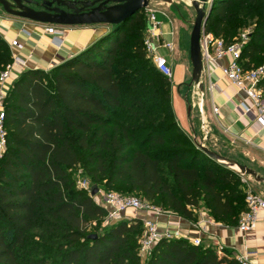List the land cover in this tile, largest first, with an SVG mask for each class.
<instances>
[{
	"label": "trees",
	"instance_id": "trees-1",
	"mask_svg": "<svg viewBox=\"0 0 264 264\" xmlns=\"http://www.w3.org/2000/svg\"><path fill=\"white\" fill-rule=\"evenodd\" d=\"M146 9L110 26L46 71L24 70L6 98L0 157V264H142L140 218L105 224L107 210L71 169L196 222L201 207L237 227L243 175L213 159L178 124L171 80L148 56ZM251 27L246 69L264 54V0H213L207 30L231 44ZM0 34V71L13 61ZM260 86L264 90V78ZM97 238H91V235ZM147 264H241L228 248L161 239Z\"/></svg>",
	"mask_w": 264,
	"mask_h": 264
},
{
	"label": "crops",
	"instance_id": "crops-1",
	"mask_svg": "<svg viewBox=\"0 0 264 264\" xmlns=\"http://www.w3.org/2000/svg\"><path fill=\"white\" fill-rule=\"evenodd\" d=\"M178 1L180 0L169 3L172 11L170 9L156 11L157 19L161 22V36L160 40L156 38L155 42L158 46L161 44L158 51L168 57L172 67L175 64V51L178 48L179 26L172 12L180 10ZM184 2L188 16L192 19L188 20V23L193 24L196 12L192 5L187 4V2L191 3V0ZM10 16L13 18L0 15V34L11 45L12 52L26 61L23 70L30 68L47 70L58 65L80 53L110 29L109 25L104 24L56 26L62 35L60 41L46 32L48 24ZM15 40L20 47H12ZM170 41L174 43V47L172 49L164 47L163 43ZM224 62L212 66L211 80L214 83L212 90L209 88V74L203 73L204 92L198 86V94L194 91L197 100L191 107L189 105L190 123L187 122L184 130L198 142L229 159L241 163H256L264 157V127L242 113L241 102L245 99V94L240 93L224 76L220 67ZM214 105L219 108L217 114L213 111ZM127 214L129 218L151 219L161 230L166 228L178 230L183 236L200 237L209 243L228 248L236 258L246 256L251 264H264V210L260 211L255 228L246 233L241 232L237 227L215 222L208 213H201L196 222L173 213L158 215L155 212L129 210Z\"/></svg>",
	"mask_w": 264,
	"mask_h": 264
},
{
	"label": "built area",
	"instance_id": "built-area-1",
	"mask_svg": "<svg viewBox=\"0 0 264 264\" xmlns=\"http://www.w3.org/2000/svg\"><path fill=\"white\" fill-rule=\"evenodd\" d=\"M202 2V0H199ZM212 1L213 0H208ZM208 2L206 5H208ZM148 27L144 44L149 58L156 68L170 80L173 77V67L168 57L162 55L158 51V46L155 39L160 40V24L157 19L156 11L146 8ZM46 32L54 35V38L62 41L60 30L55 25H48ZM249 40V33H243L240 39H237L231 44H226L223 38L216 37L207 28L203 29L201 35V50L203 56V73L207 72L210 78V89L214 88V83L211 80L212 66L215 63L225 61L220 65L224 76L228 81L235 85L240 93L245 94V99L242 100V113L250 116L251 121L259 122L264 127V90L260 86L261 80L264 78V63L251 69H246L242 63V51L245 44ZM164 47L172 49L174 43L172 41L163 43ZM12 47H20L17 40L13 41ZM13 53V52H12ZM26 67V61L21 59L17 54L13 53V61L0 71V157L4 153L6 142V98L10 87L18 74ZM213 111L217 114L219 108L214 105ZM83 189L91 190L88 180L80 183ZM95 201L106 208L107 215L105 224H113L128 217L129 210H140L155 212L158 215L171 213L160 207H157L147 201H141L135 195H124L116 191L103 192L100 191L94 196ZM247 210L240 217L237 228L246 233L255 228L259 213L264 210V197L253 190L247 191L246 195ZM145 226V232L140 240V252L142 254H151L156 244L163 238L186 237L178 230L166 228L161 230L159 225L151 220H142ZM189 238V237H186ZM194 244L200 245L202 239L200 237L189 238ZM241 264H251L246 256L237 257Z\"/></svg>",
	"mask_w": 264,
	"mask_h": 264
},
{
	"label": "water",
	"instance_id": "water-1",
	"mask_svg": "<svg viewBox=\"0 0 264 264\" xmlns=\"http://www.w3.org/2000/svg\"><path fill=\"white\" fill-rule=\"evenodd\" d=\"M151 2L173 3V0H0L4 11L10 15L34 21L41 24L55 26H84L104 24L119 25L130 19L142 9H146ZM191 0L196 12L190 42V61L192 64V83L204 92L203 56L201 50V35L212 11V1ZM198 147L213 159L237 170L242 175H250L258 182H264V177L255 168L229 159L194 139ZM99 192L97 185H93L90 195ZM97 238V235H91Z\"/></svg>",
	"mask_w": 264,
	"mask_h": 264
},
{
	"label": "rangeland",
	"instance_id": "rangeland-1",
	"mask_svg": "<svg viewBox=\"0 0 264 264\" xmlns=\"http://www.w3.org/2000/svg\"><path fill=\"white\" fill-rule=\"evenodd\" d=\"M176 4V3H175ZM186 3L184 0H180L177 2V5H180L177 12L173 10L172 14H174V18L179 23L178 26V35H177V41H178V48H176L175 51V57H174V66H173V77L171 78V96H172V106L173 110L176 116V119L178 121L179 126L184 130L187 122L190 123L189 119V105L190 107L192 104L197 100V97L195 95L198 94V87L192 83V64L190 61V42H191V34L193 30V24L188 23V20L190 17L188 16V12L186 10ZM187 4H190L187 2ZM172 7L167 2H151L150 8L159 11L164 9H170ZM208 8V5H207ZM192 9V8H191ZM172 11V10H171ZM194 11V10H193ZM148 11L145 10L144 14L147 15ZM194 14V12H193ZM0 15L4 17L13 18L8 13H6L3 9V7L0 5ZM188 16V17H187ZM193 18V17H192ZM196 16L193 18V22L195 20ZM252 31L251 27H244L241 29L240 34L237 39L241 38V35L243 33H250ZM3 37V36H2ZM9 44V43H8ZM10 45V44H9ZM11 48V45L9 46ZM12 51V48H11ZM258 64L264 63V54L259 56L256 60ZM186 66L188 69H186ZM54 67V66H53ZM53 67L48 68L46 71L53 69ZM24 71V70H23ZM22 71V72H23ZM20 72L18 76L22 73ZM204 81V80H202ZM194 91L196 93L194 94ZM195 112H193L194 114ZM192 114V115H193ZM194 116H192L193 118ZM185 131V130H184ZM193 140L194 137H191ZM241 163V162H240ZM247 164L248 166L255 168L258 173L261 175V177H264V157L260 158L256 163L248 162V163H242ZM73 178L76 182L77 187L82 188L80 183H82L84 180H88L90 186L97 185L92 177L86 172L84 166L82 164L74 167L71 169ZM243 181L245 183V189L246 191L253 190L256 193H259L264 197V182H258L254 177L250 175H243ZM98 188L100 191L103 192H109V191H117L118 189L116 187H110V188H104L100 185H98ZM90 193V191H89ZM135 196H137L141 201H146L143 199L141 194L135 193ZM148 202V201H147ZM201 213H207V211L204 209V207H201L199 210ZM135 218V217H134ZM133 219V218H131ZM201 244L206 246H215L218 248H224L220 247L216 244L209 243L207 241L202 240ZM141 255V262L142 264H147L149 257L151 254H142Z\"/></svg>",
	"mask_w": 264,
	"mask_h": 264
}]
</instances>
